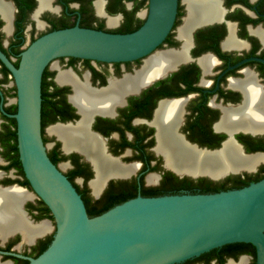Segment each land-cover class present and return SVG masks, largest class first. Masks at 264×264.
<instances>
[{
  "label": "flooded vegetation",
  "instance_id": "flooded-vegetation-1",
  "mask_svg": "<svg viewBox=\"0 0 264 264\" xmlns=\"http://www.w3.org/2000/svg\"><path fill=\"white\" fill-rule=\"evenodd\" d=\"M113 1L50 0L48 8L39 10L40 0H0V53L17 67L20 54L47 32L76 24L115 30L126 21L127 11L144 20L139 13L148 0L140 8L141 0H120L122 9L111 12ZM187 1L202 5L206 0H178L172 29L149 56L126 62L62 56L43 71L42 140L85 206L100 209L137 195L212 193L264 177V0H213L217 10L206 13H191ZM108 18L116 19L114 27L107 24ZM150 56L156 58L155 66L142 77ZM124 78L134 82L113 87ZM76 87L97 95L111 90L118 99L83 111L71 101ZM247 87L256 92L250 107L257 118L230 119V113L246 107ZM16 94L14 75L0 59V190L23 191L18 211L30 224L49 219L54 225L51 213L45 216L42 200L31 193L19 160ZM55 125L71 131L82 128L97 140L110 171L101 177L96 192L91 186L97 176L93 159L78 145L66 149L63 140L49 131ZM164 127H171L180 145L198 156L219 155L231 143L240 155L261 160L255 168L227 169L222 175L193 173L195 167L180 169L171 149L167 153L159 145V129ZM51 230L37 235L33 244L23 241L18 230L6 237L0 234V264H27L26 257H35L41 244L53 236ZM241 256H247L248 264L251 256L241 248L204 253L177 264H230Z\"/></svg>",
  "mask_w": 264,
  "mask_h": 264
},
{
  "label": "water",
  "instance_id": "water-1",
  "mask_svg": "<svg viewBox=\"0 0 264 264\" xmlns=\"http://www.w3.org/2000/svg\"><path fill=\"white\" fill-rule=\"evenodd\" d=\"M177 4L148 0L139 14L144 22L128 33L78 24L47 32L20 54L17 67L0 53L17 89L14 118L22 170L31 193L48 207L54 221L52 225L45 220L54 229L49 245L38 256L26 257L27 264H177L232 243L251 244L255 264H264V177L212 193L137 195L90 217L42 140L41 80L46 66L62 56L102 62L149 56L172 29Z\"/></svg>",
  "mask_w": 264,
  "mask_h": 264
},
{
  "label": "bare ground",
  "instance_id": "bare-ground-1",
  "mask_svg": "<svg viewBox=\"0 0 264 264\" xmlns=\"http://www.w3.org/2000/svg\"><path fill=\"white\" fill-rule=\"evenodd\" d=\"M200 3V2H199ZM192 1H187L188 10L191 13H206L208 11H215L218 8V5L213 0H206L202 2V5H198ZM50 6V0H40L39 10L48 8ZM97 10H100V2L95 3ZM102 10V9H101ZM116 23L115 18H108L107 24L113 26ZM167 58V56H165ZM165 58L161 57L163 62ZM156 58L150 56L145 61V68L142 70L141 76H149L152 73V69L155 66ZM66 78V77H63ZM133 83V79H125L124 82L115 83L113 87L120 88L122 86L128 87L129 84ZM248 88V87H247ZM111 91V90H110ZM110 91L105 92L102 95H97L89 91H85L81 88L76 87L75 95L71 98V101L83 111L88 109H98L99 105L104 102L116 101L118 97L114 94L109 93ZM249 98L247 99V105L238 113L229 114V118H239L247 119L252 118L256 119L257 115L253 111L252 106L250 107V102L255 97L253 89L248 88ZM254 94V97H253ZM171 108H168L165 111L167 116L171 115ZM87 113H84V118H86ZM49 131L59 136L63 140L64 147L66 149L71 148V146H80L82 147L88 155L93 159V163L96 168V179L91 182V186L96 192L101 184L103 175L110 171L106 166L108 161H106L98 148L97 140L89 136L81 128L79 130L71 131L69 128L55 125L52 126ZM159 145L165 147L167 153L171 149V153L177 159V165L180 169L194 168V172L204 170L206 172H211L213 174L219 173L221 171H227V169H239L253 168L260 160V156H242L231 143H227L219 155H210V156H198L194 151L184 149L177 138L173 134L171 127H164L159 129ZM111 163V162H110ZM112 164V163H111ZM242 170V169H241ZM24 193L22 190L17 188H10L8 190H0V234L2 237H6L14 231L18 230L22 234L23 241L29 242L31 239L37 235L44 234L45 232L51 229V226L47 222H41L36 225L30 224L27 220L23 219L22 215L19 213V202L24 199ZM31 197V195L29 194ZM27 197V196H26ZM247 258L241 257L236 263L231 262L230 264H246Z\"/></svg>",
  "mask_w": 264,
  "mask_h": 264
},
{
  "label": "trees",
  "instance_id": "trees-1",
  "mask_svg": "<svg viewBox=\"0 0 264 264\" xmlns=\"http://www.w3.org/2000/svg\"><path fill=\"white\" fill-rule=\"evenodd\" d=\"M146 1L147 0H141V2L139 4H137V7L140 8L141 6H144ZM121 9L122 8L120 7V0H114L112 2V5H111V12H116V11L121 10ZM133 13H134V11L125 12L126 21L120 26V28L115 29V30H104V31L113 32V33H128V32H132V31L138 29L142 25L144 20L135 18ZM92 29H95V28H92ZM98 30H101V29H98ZM48 156L50 157L51 161L55 164L56 163L55 153H54V155L49 153ZM147 196H149V195H147ZM150 196H158V195H150ZM125 198L128 199L127 197H125ZM121 202H123V201H121ZM121 202H119V203H121ZM41 203L44 204L43 201H41ZM119 203H117V204H119ZM112 206H114V204L112 205L111 203H108V204L104 205L103 207H101L100 209H97L94 206H88L87 205L86 210H87L88 215L90 217H92V216L98 215V214L106 211L107 209L111 208ZM45 212H46V215H45L46 217H51L50 211L46 205H45ZM51 240H52V237H50L49 239H47L45 242H43L41 244L39 250L36 253V256H38L43 250L46 249V247L49 245ZM235 248H241L242 252H246L248 255H250L252 258L251 264H255V248L249 243L227 244V245H224L222 247L210 250L208 253L206 252L205 254H212V253L218 252L220 250L231 251Z\"/></svg>",
  "mask_w": 264,
  "mask_h": 264
},
{
  "label": "rangeland",
  "instance_id": "rangeland-1",
  "mask_svg": "<svg viewBox=\"0 0 264 264\" xmlns=\"http://www.w3.org/2000/svg\"><path fill=\"white\" fill-rule=\"evenodd\" d=\"M140 13H142V12L140 11ZM140 13H139V14H140ZM111 27H114V26H111ZM52 230H53V229H52ZM52 230H51V231H52ZM251 263H252V258L249 257L248 264H251Z\"/></svg>",
  "mask_w": 264,
  "mask_h": 264
}]
</instances>
